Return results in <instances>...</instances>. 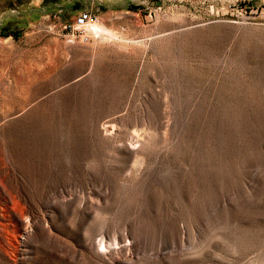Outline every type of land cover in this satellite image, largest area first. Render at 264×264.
I'll return each mask as SVG.
<instances>
[{
  "label": "rangeland",
  "instance_id": "374dc122",
  "mask_svg": "<svg viewBox=\"0 0 264 264\" xmlns=\"http://www.w3.org/2000/svg\"><path fill=\"white\" fill-rule=\"evenodd\" d=\"M0 264H264V0H0Z\"/></svg>",
  "mask_w": 264,
  "mask_h": 264
},
{
  "label": "built area",
  "instance_id": "2783aa9c",
  "mask_svg": "<svg viewBox=\"0 0 264 264\" xmlns=\"http://www.w3.org/2000/svg\"><path fill=\"white\" fill-rule=\"evenodd\" d=\"M98 26V18L88 11H81L71 21L60 26L64 38L78 39L80 42H88L92 37L98 36L94 28Z\"/></svg>",
  "mask_w": 264,
  "mask_h": 264
},
{
  "label": "bare ground",
  "instance_id": "6f19581e",
  "mask_svg": "<svg viewBox=\"0 0 264 264\" xmlns=\"http://www.w3.org/2000/svg\"><path fill=\"white\" fill-rule=\"evenodd\" d=\"M94 31H95V33L96 34H98V36H99V38H104V37H106V36H109L110 35V32L106 29V28H104L103 26H100V25H98L97 27H95L94 28ZM112 35H110L109 37H111ZM88 243H89V245L92 247V248H95V246L97 247H101V250H97L98 252L97 253H101L102 255H104V254H106L107 252H108V246L106 245V242L103 240V239H101V240H99V241H97L98 242V244H95L94 242H93V240L91 241L90 239H87L86 240ZM119 248V247H118ZM124 248H120V252H122V250H123ZM116 252V251H115ZM108 253H110V251L108 252ZM100 254V255H101ZM108 255V254H107ZM126 258V257H125ZM131 259V258H130ZM122 260V259H121ZM126 260V259H125ZM126 263V262H125Z\"/></svg>",
  "mask_w": 264,
  "mask_h": 264
}]
</instances>
